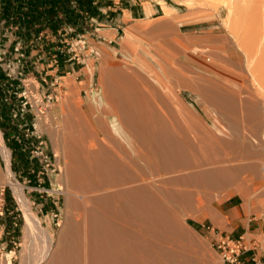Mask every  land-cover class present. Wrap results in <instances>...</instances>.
I'll use <instances>...</instances> for the list:
<instances>
[{
    "label": "rangeland",
    "instance_id": "1",
    "mask_svg": "<svg viewBox=\"0 0 264 264\" xmlns=\"http://www.w3.org/2000/svg\"><path fill=\"white\" fill-rule=\"evenodd\" d=\"M210 1L83 0L80 9L84 11V17L79 15L74 17L73 29L68 30L70 39H38L36 41L26 39L20 43V49H23L21 54L15 52V48L19 47L14 40H10L9 43L5 40L4 44H0V49H5L4 53H0L1 71L8 72L10 76L6 83L16 84L20 77L26 84L20 108L16 107V104L12 105V109L8 113L9 117L0 118V146L3 145L9 151V168L22 187L25 201L39 216L42 225L54 235H57L62 221L64 192L61 189L63 161L58 148L55 149L52 144L53 136L51 137V135L54 134L55 128L63 125V117L69 111L73 112L74 116H81L87 128L103 143L102 146L109 152L114 151L115 154L111 152V156L116 158L119 155L120 150L116 151L119 149L117 143L111 142L105 131L95 126L96 120H101L104 121L107 130L112 135L115 136L119 133L116 132L118 117L111 112L103 95V87L100 85V68L120 69L132 79L135 77L134 80L137 81V84H141L145 88L157 84H168L171 90L165 86L161 87L162 89H156L158 90V97L154 98L155 103L157 102L156 105L165 114L169 111L175 115L178 112L179 105L176 102L178 99L194 114L199 123L211 130L215 128V116L211 106L198 94L188 90L186 83L189 81L201 82L202 78L208 77L219 83L216 84V87L221 91H225L227 87L235 88L236 91L241 92H239L241 98L256 97L261 98L264 102V75H262L264 74V61H262L263 65L260 70L258 64L261 62H257L260 57V52L259 55L257 52L262 46V50H264V8L239 4L231 6L229 9L220 0ZM166 11L169 13L167 14ZM187 11L195 12L191 15L174 17L177 13L184 14ZM163 21H168L170 28L177 29L179 27V30L177 29L178 36L171 37L172 34H170L164 38L158 35L160 37L158 39L157 34L159 33H155L154 28ZM237 33H240V37L236 36ZM242 33L244 36L247 35L246 37L258 38V40H251L250 44L255 46L256 51L257 42H259L257 50L260 49L256 52L250 49V53L247 52L250 54L248 56L251 57L252 63L250 60L247 61L248 63L244 66V74L249 82L244 78L239 80L242 85L227 84L226 87L217 78L214 63L207 59L208 54L211 53L212 42L202 36L224 34L235 42L238 37V40L241 39ZM181 36L182 38H180ZM173 38L177 39L176 44ZM179 40L183 42L184 47L181 46L182 42ZM244 43L248 44L246 40ZM250 44L247 48H250ZM14 46L17 47L14 48ZM175 46L179 48L178 52ZM263 53L261 59L264 60ZM156 61L161 63L160 67L155 63ZM169 62L172 63V66L168 64ZM173 76L176 77L173 78ZM3 82L4 78L0 77V84ZM244 84H247L250 90L245 88ZM240 86H242L241 89ZM242 89L243 91H241ZM245 89L249 92L253 91L255 94H248ZM165 109L167 110L165 111ZM177 114L179 115V113ZM6 120L14 128L11 136L3 129L4 126H8L5 123ZM239 134L240 132L236 135L237 141L244 142L251 147L258 146L256 145L258 144L257 138H248L247 135H243L242 138ZM120 135L119 138L124 139L125 146L123 147H126L127 151L136 150L130 146L132 142L128 138ZM118 140L120 141V139ZM115 146H118V149ZM244 160L247 161V159ZM236 161L231 159L226 163L233 165L239 162ZM5 166L4 157L0 151V171L3 176L6 174ZM240 173L233 174V180L235 178L237 180H234L235 183L230 181V186L236 187L235 185L239 183V185H243L242 189L247 187L246 190H248H245L246 199L240 198L237 188L233 189L232 194L222 197L218 194L224 190H220L218 193L216 192L212 200L201 193V195H195L199 196V200L201 199L199 204L205 199L202 204L207 203L212 210H216L217 216L216 214L214 217L211 216L208 211H198L193 215L182 216L181 222L185 226L184 230H187L188 237L194 240V245H192L194 248L196 246L197 253L200 252L201 256L198 255L202 257L203 264H224L219 250L214 245V240L219 230L226 231L227 234L231 233L234 223L226 217L227 211L231 208H235L234 217L239 222L243 224L253 222L252 225H255L257 221L262 225V232L251 235L253 238L248 243L246 241L244 243L250 245L254 240L264 247V183L250 185L246 182L243 172ZM4 180L0 177V264H20L21 256H23V264H31V261L34 260L33 256L37 257L42 248V241L38 234H32L29 226L25 223L24 212L19 200L11 186ZM157 181L159 182V180L154 182L158 183ZM242 203H245V208L241 207ZM219 220L224 223H219Z\"/></svg>",
    "mask_w": 264,
    "mask_h": 264
},
{
    "label": "bare ground",
    "instance_id": "2",
    "mask_svg": "<svg viewBox=\"0 0 264 264\" xmlns=\"http://www.w3.org/2000/svg\"><path fill=\"white\" fill-rule=\"evenodd\" d=\"M220 2L226 4L229 9L239 4L264 8V0ZM194 12L177 13L174 17L191 15ZM171 28L168 21H163L154 30L155 33H159L157 36L161 35L164 38L170 34L171 37L178 36L179 27L178 30ZM237 34L236 36L240 37V33ZM220 35L202 36L212 42L211 53L207 59L214 63L217 78L226 87L227 84L242 85L239 80L246 79L244 66L248 60L251 62L248 53L250 49L255 51V46L253 47L250 41L258 38L246 37L247 35L244 36L242 33L241 39L238 40V37L234 42L228 35ZM233 37L236 38L235 34ZM245 40L253 48L250 45V48H247ZM170 43L174 46L172 42ZM183 45L182 42L181 46L184 47ZM258 45L256 51L260 49L257 50ZM262 48L263 46L257 52L258 55L260 52L257 61L261 62L257 63L259 70L264 61L261 59L264 52ZM177 49L179 48L176 47L178 52ZM155 63L161 66L159 61ZM111 71L105 70L101 74L103 95L111 112L118 117L119 133L128 138L132 142L130 146L136 150L127 151V148L123 147L124 139L115 138L107 130L104 121L96 120L95 126L105 131L109 140L119 146V149L115 146L117 152L120 150L119 155L113 158L111 154L114 151L111 153L102 146L103 143L87 128L81 116H74L73 112L69 111L63 117V125L55 128L54 134L51 135L52 144L55 149L58 148L63 161L61 188L64 192L63 216L57 235L42 225L39 216L25 201L22 187L9 168V151L3 145L0 146L6 165V174L3 176L0 171V177L13 189L23 209L24 221L32 234H38L42 241H40L42 248L38 255L36 253L37 257L33 256L31 264H203L200 252L197 253L196 246L195 248L193 246L194 240L188 237L187 230H184L182 216L208 211L214 217L216 210H212L207 203L202 204L205 199L202 200V205L199 204L201 199L195 195L201 193L212 200L220 190H224L218 194L222 197L232 194L233 189L237 188L240 198H245V195L247 197L245 194L247 187L242 189L243 185L239 183L234 184L236 187L230 186V181L234 182L236 179L232 178L234 173L247 170V161L244 159L250 155V151L247 152L249 146L237 141L236 135L240 132L239 136L242 138L243 135L253 138L251 134L259 133L264 124L261 120L263 115L260 114L261 118L259 117L260 107L257 108L259 112L253 109L257 114L251 115L253 113L250 114V99L239 97L241 92L235 88L227 87L225 91H221L216 87L219 83L208 77L200 79L201 82L189 81L186 83L188 90L198 94L211 106L215 116V128L211 130L199 123L194 114L181 104L176 96L174 97L177 101L173 100L179 105L177 112L179 115L171 114L169 111L165 114L156 105L155 99L158 97L156 89L163 86L169 89L168 84L145 88L134 83L135 77L131 79ZM176 81L178 83V80ZM246 85L245 88H249ZM249 93L255 94L253 91H248ZM172 94L175 95L174 92ZM256 138L260 148L264 147V135ZM258 150L259 153L252 150L256 152L255 156L262 152ZM231 159L239 162L227 164L226 161ZM155 180L159 182L156 183ZM241 207L245 208V203H242ZM20 264H23V256Z\"/></svg>",
    "mask_w": 264,
    "mask_h": 264
},
{
    "label": "crops",
    "instance_id": "3",
    "mask_svg": "<svg viewBox=\"0 0 264 264\" xmlns=\"http://www.w3.org/2000/svg\"><path fill=\"white\" fill-rule=\"evenodd\" d=\"M83 0H37L34 4L25 5L14 7L12 4V0H0V44L10 40L16 41L19 48L16 49V53L21 54L23 49H20V43L24 40H32L36 41L38 39H45V40H66L70 39L71 36L69 35L68 30L73 29L72 25L75 24L74 17L79 15L80 17H84V11H81V3ZM82 13V15H81ZM16 15V16H13ZM4 44V43H3ZM4 48L0 49V53H4ZM0 66V77L4 78L3 84H0V114L2 115L0 118L6 119L9 117L8 113L12 109V105H17L16 107L20 108V102L22 100L23 90L26 88V84L22 82V78L18 77V82L16 84H7V80L10 79L8 72L1 71ZM115 72L124 77H129L125 72L122 70L114 67L110 68H100L99 70V80L101 79V74L105 71ZM20 73V71H18ZM122 72V73H121ZM8 75V76H7ZM132 79V78H131ZM136 85L137 81H134ZM100 85L101 81H100ZM158 85V84H157ZM160 85V84H159ZM250 99L249 103L250 106V114L254 115L259 112V115H263L261 119L264 123V102L261 98H248ZM252 99V100H251ZM259 99V100H258ZM255 100V101H254ZM255 103H254V102ZM253 102V103H252ZM109 105V104H108ZM257 105V106H256ZM260 105V106H258ZM254 106V107H253ZM260 107V108H259ZM259 108V111L258 109ZM254 109V111H253ZM261 115L259 116L261 118ZM251 117V116H250ZM8 126H4L3 129L7 131V133L11 136L13 134L14 128L9 124L8 120L5 121ZM262 130V131H261ZM119 132L118 130L116 131ZM252 132V131H251ZM263 132V133H262ZM264 134V124L260 129L259 133L254 132L251 134L253 138L261 137ZM121 135L118 133L115 135V138H119ZM258 139V138H257ZM259 143V142H258ZM259 147V148H258ZM254 146L252 148L249 146L250 155L247 157V170L246 167L243 176L246 179L248 184H259L262 185L264 183V147ZM260 149L259 155L255 156L256 152H252V150ZM259 151V150H258ZM257 151V153H259ZM253 154H252V153ZM249 158V161H248ZM258 160V161H255ZM256 165H255V164ZM259 163V164H258ZM250 164V165H249ZM249 165V166H248ZM249 167V170H248ZM255 173H253V172ZM248 172V173H246ZM245 173V174H244ZM246 175V177H245ZM236 211L235 208H231L227 211L226 217L229 221L232 220L234 223L231 228L230 236L236 237L238 235L241 236L243 242H249L253 237L251 235L260 234L262 232V225L259 224L257 221L255 225H252L253 222H247L243 224L239 222L238 219L234 217ZM219 223L223 224V221H218ZM219 233H225L226 231L219 230ZM250 250H245L242 252L243 256V263L248 264L249 257H250ZM256 255L258 257V264H264V252L263 251H256Z\"/></svg>",
    "mask_w": 264,
    "mask_h": 264
},
{
    "label": "built area",
    "instance_id": "4",
    "mask_svg": "<svg viewBox=\"0 0 264 264\" xmlns=\"http://www.w3.org/2000/svg\"><path fill=\"white\" fill-rule=\"evenodd\" d=\"M214 245L219 250L224 264H244L242 252L245 250L251 251L248 264H258L256 251L264 252V247L257 241L253 240L250 245H246L240 235L233 237L219 232L216 234Z\"/></svg>",
    "mask_w": 264,
    "mask_h": 264
},
{
    "label": "trees",
    "instance_id": "5",
    "mask_svg": "<svg viewBox=\"0 0 264 264\" xmlns=\"http://www.w3.org/2000/svg\"><path fill=\"white\" fill-rule=\"evenodd\" d=\"M37 0H12V4L14 7H19V6H25V5H31L34 4ZM81 2V0H80Z\"/></svg>",
    "mask_w": 264,
    "mask_h": 264
}]
</instances>
